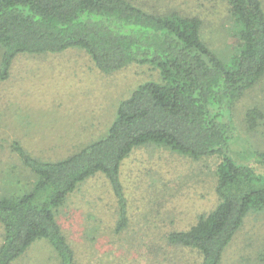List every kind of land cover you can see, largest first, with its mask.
Listing matches in <instances>:
<instances>
[{
    "label": "trees",
    "instance_id": "1",
    "mask_svg": "<svg viewBox=\"0 0 264 264\" xmlns=\"http://www.w3.org/2000/svg\"><path fill=\"white\" fill-rule=\"evenodd\" d=\"M236 28L235 49L222 56L202 39L197 17L151 13L130 0H0V80L17 55L84 51L102 74L148 66L159 81L138 85L117 107L104 135L54 161L11 151L33 180L0 190V264H15L37 243L55 264H77L56 210L89 178L102 175L116 204L115 232L129 223L121 166L149 145L197 160L217 156L216 207L190 229L168 235L174 246L197 251L201 264H220L249 213L264 210V152L247 160L233 151L239 133L232 109L264 77V10L260 0H226ZM259 112H246L248 128Z\"/></svg>",
    "mask_w": 264,
    "mask_h": 264
},
{
    "label": "rangeland",
    "instance_id": "2",
    "mask_svg": "<svg viewBox=\"0 0 264 264\" xmlns=\"http://www.w3.org/2000/svg\"><path fill=\"white\" fill-rule=\"evenodd\" d=\"M151 13L174 12L201 20L205 44L226 56L237 44L226 0H130ZM264 10V0H260ZM2 50L0 48V60ZM159 81L158 72L131 64L100 73L80 49L21 54L0 80V190L33 178L11 151L17 142L31 157L54 161L98 139L117 107L140 84ZM259 112L248 128L246 112ZM240 160L264 152V77L234 104ZM217 156L191 159L163 147L134 150L121 166L128 227L115 232L116 204L102 175L81 183L56 210V220L77 264H201L197 251L174 246L168 235L190 229L217 205ZM264 174V167L254 166ZM0 225V243L2 239ZM46 243L29 248L15 264H55ZM220 264H264V210L249 213Z\"/></svg>",
    "mask_w": 264,
    "mask_h": 264
}]
</instances>
